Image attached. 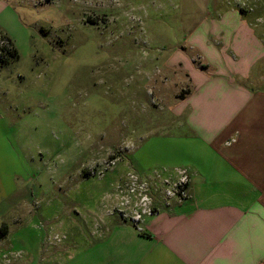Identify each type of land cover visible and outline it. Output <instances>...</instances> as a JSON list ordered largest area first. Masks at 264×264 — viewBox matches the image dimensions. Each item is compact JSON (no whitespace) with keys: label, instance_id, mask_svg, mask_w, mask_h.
<instances>
[{"label":"rangeland","instance_id":"1","mask_svg":"<svg viewBox=\"0 0 264 264\" xmlns=\"http://www.w3.org/2000/svg\"><path fill=\"white\" fill-rule=\"evenodd\" d=\"M200 1L20 4L10 36L18 58L0 66V179L5 190L26 191L43 233L56 221L67 225L69 211L101 208L115 180L123 221L132 223L139 201L132 175L155 205L165 195L168 185L148 176L162 175L181 144L183 131L169 116L183 89L180 73L201 69L185 21L200 14ZM221 1L244 2L263 26L264 0Z\"/></svg>","mask_w":264,"mask_h":264},{"label":"crops","instance_id":"2","mask_svg":"<svg viewBox=\"0 0 264 264\" xmlns=\"http://www.w3.org/2000/svg\"><path fill=\"white\" fill-rule=\"evenodd\" d=\"M34 1L0 0V33L12 36L20 4ZM213 3L212 11L201 0L200 14L185 17L202 65L184 69L188 91L174 93L178 154L161 164L162 175L148 176L164 185L186 167L190 198H158L139 229L118 216L115 180L101 208L69 211L67 225L56 221L43 233L26 191L5 190L0 179V264H264V24L244 2Z\"/></svg>","mask_w":264,"mask_h":264},{"label":"built area","instance_id":"3","mask_svg":"<svg viewBox=\"0 0 264 264\" xmlns=\"http://www.w3.org/2000/svg\"><path fill=\"white\" fill-rule=\"evenodd\" d=\"M7 40L4 39L0 34V47L5 45ZM177 171V178L175 180H171L169 178L165 179L164 183L168 185L165 189V203L170 204L172 199L177 200L178 202H183L190 198L189 193V183H190V174L186 167H178ZM131 183L137 184V188L131 187L130 192L136 193L139 195V201L136 202L134 211L129 215L130 220L137 225L139 229H142L138 224L142 222L146 216L152 215L156 212V207L153 202V198L148 194L147 186L142 185L138 182V177L135 175L131 176ZM129 199H125L122 202L128 203ZM138 206V207H137ZM137 207V208H136ZM122 211V210H121ZM123 212V211H122ZM124 214V213H123ZM127 216V214H124Z\"/></svg>","mask_w":264,"mask_h":264},{"label":"trees","instance_id":"4","mask_svg":"<svg viewBox=\"0 0 264 264\" xmlns=\"http://www.w3.org/2000/svg\"><path fill=\"white\" fill-rule=\"evenodd\" d=\"M0 34L4 39L7 40V43L0 47V66H3L7 64L10 59L18 58V51L10 37H8L6 34ZM182 91L187 92L188 89H182Z\"/></svg>","mask_w":264,"mask_h":264}]
</instances>
